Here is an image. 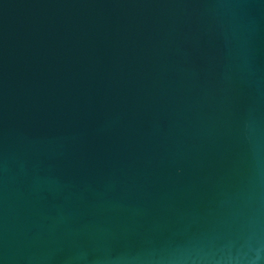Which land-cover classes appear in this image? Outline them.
<instances>
[{"label": "water", "instance_id": "water-1", "mask_svg": "<svg viewBox=\"0 0 264 264\" xmlns=\"http://www.w3.org/2000/svg\"><path fill=\"white\" fill-rule=\"evenodd\" d=\"M0 264H264V0H0Z\"/></svg>", "mask_w": 264, "mask_h": 264}]
</instances>
